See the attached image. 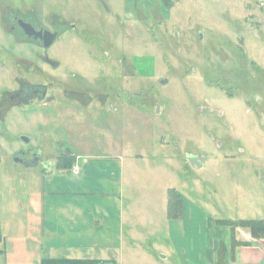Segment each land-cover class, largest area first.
<instances>
[{"label":"rangeland","instance_id":"374dc122","mask_svg":"<svg viewBox=\"0 0 264 264\" xmlns=\"http://www.w3.org/2000/svg\"><path fill=\"white\" fill-rule=\"evenodd\" d=\"M166 3L0 0V10H35L45 24L53 14L64 27L47 51L61 64L46 67L54 86L48 105L36 103L29 119L1 126L11 143L0 151V230L26 233L28 193L42 190L44 178L50 181L45 166L55 168L56 156L67 151L78 155L81 169L137 168L125 197L139 200L141 234L128 240L151 253H138L137 264H200L213 240L226 237L217 233V220L264 219V0ZM14 35L0 18V53L40 51ZM119 57L128 61L126 91L118 110H109L113 93L105 104L95 96L117 86L119 70L124 74ZM110 58L115 62L101 61ZM10 68L17 69L12 61ZM75 74L85 76L86 103L63 92L77 91ZM1 76L0 67V86ZM97 78L102 89L92 91ZM169 189L182 200L175 217L167 214ZM19 254L16 248L13 256Z\"/></svg>","mask_w":264,"mask_h":264},{"label":"crops","instance_id":"0c3cea01","mask_svg":"<svg viewBox=\"0 0 264 264\" xmlns=\"http://www.w3.org/2000/svg\"><path fill=\"white\" fill-rule=\"evenodd\" d=\"M136 169L80 168L74 174L71 168L77 176L73 179L67 177V169L44 168L43 175L50 181L43 176L42 190L34 189L30 195L25 191L32 209L26 218V233L0 230L4 264H137L139 254L150 250L133 240L141 234L136 223L141 213L139 200L131 202L132 197H125L136 184L131 175ZM87 172L97 174L96 180L89 181ZM217 225V233L226 237L213 240L208 259L200 264H264V243L253 238L248 228L233 231ZM245 241L250 244L243 245ZM16 248L19 257L13 256Z\"/></svg>","mask_w":264,"mask_h":264},{"label":"flooded vegetation","instance_id":"af4514ba","mask_svg":"<svg viewBox=\"0 0 264 264\" xmlns=\"http://www.w3.org/2000/svg\"><path fill=\"white\" fill-rule=\"evenodd\" d=\"M6 8L8 7L6 6ZM12 10L13 9L11 8H9V10L7 11L6 9L0 10L1 21L6 24L8 32H10L11 35L15 34L18 39L24 41V43L26 42L29 45L32 44L38 46L40 51H34L33 53L28 51L30 55H25L20 53L9 54V49H5V52L0 53V67L3 74V76H1L3 78V83L0 86V141L3 140L4 142H6V148L2 144L3 147L0 148L1 152H6L9 148V144L11 143V139L9 137L10 134L7 131L8 129H3L1 126H7L9 122L14 123L16 119H19L21 123L26 119H29L31 114L29 112L36 109V103H42L43 106L40 108L43 109H45V106L48 105V98L53 95L54 86L52 84L53 82L49 80L48 75L46 74V67L49 66L52 70H57L58 68H60L61 64L55 58H52L53 56L48 54L47 51L50 50V48L54 47V45H56V42H58L64 32L62 30L64 27L61 25L60 19L57 16H55V18L53 19V14L49 17V22L47 21L48 24H45V17L42 20L38 17V15L32 14L35 13V10H31L30 13L26 15H23L21 12H15L16 10ZM69 26H71V29H74L75 27L72 26V24ZM11 61L13 65L17 67L16 70L10 68ZM101 61H103L104 63L117 61L119 67L121 64L124 65V74H119L120 72H122L120 70L118 72L119 75L117 74V86L105 85V87H113L112 90H109L105 93L104 91H101L102 95L97 93V95L95 96L99 99L100 102L105 104L110 98V93H113L112 98L114 104H111L109 103L110 101H108V109L118 110L115 102L121 100V93L126 91V88L124 87L122 81L123 78H126L125 72H127V58L119 57L116 58L115 61L114 59L110 58V60L102 59ZM131 64L137 77H139L138 73L136 72L135 66L133 65V63ZM109 71L110 70H108V72ZM104 73L105 71H100L98 75L103 76ZM76 75L77 74H75L73 77L75 78L79 76V78H81L82 80L77 81L73 79V83L75 84V89L77 91L68 92L65 89L63 90V92H65V94L70 98H76L86 103L87 96L84 93H81L83 92V78L85 76ZM105 76L110 78L111 74L109 73ZM113 76L114 78L116 77L115 74ZM97 80H101L104 82V80L99 78H97ZM101 81H99L98 85H93L91 87V90L96 91L100 88L102 89V86L100 85ZM91 101L89 100V103ZM1 131H3L2 134ZM22 138H24L23 141L29 142V139L25 137ZM63 156H71L75 159H77L78 157L77 154H74L71 151L61 153L60 155L56 156V161L55 163H53L55 168H60L57 165V162L59 158ZM190 161L192 163L197 162L193 158H190ZM73 167L74 165L72 166V168Z\"/></svg>","mask_w":264,"mask_h":264},{"label":"trees","instance_id":"16d2710c","mask_svg":"<svg viewBox=\"0 0 264 264\" xmlns=\"http://www.w3.org/2000/svg\"><path fill=\"white\" fill-rule=\"evenodd\" d=\"M164 1V4L166 5V0ZM76 159L71 156H63L60 157L57 165L60 167L59 169H68L70 170L72 166L74 165V161ZM174 189H169L168 192V204H167V213L169 217H175L177 216V208H179L180 204L182 203V200L180 197L177 196ZM176 195V196H175ZM217 224L229 226L234 231L236 227H245L250 230L251 235L258 239V238H264V219H238V220H231V219H219L217 220ZM233 243L234 239H233ZM243 245H249L248 243H242Z\"/></svg>","mask_w":264,"mask_h":264},{"label":"built area","instance_id":"2783aa9c","mask_svg":"<svg viewBox=\"0 0 264 264\" xmlns=\"http://www.w3.org/2000/svg\"><path fill=\"white\" fill-rule=\"evenodd\" d=\"M74 174H78L80 172V166L79 165H74L72 168Z\"/></svg>","mask_w":264,"mask_h":264}]
</instances>
